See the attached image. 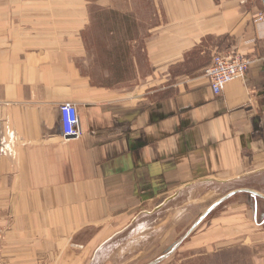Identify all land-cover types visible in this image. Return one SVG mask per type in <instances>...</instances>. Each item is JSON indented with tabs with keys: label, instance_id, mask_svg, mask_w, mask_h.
I'll return each instance as SVG.
<instances>
[{
	"label": "crops",
	"instance_id": "crops-1",
	"mask_svg": "<svg viewBox=\"0 0 264 264\" xmlns=\"http://www.w3.org/2000/svg\"><path fill=\"white\" fill-rule=\"evenodd\" d=\"M135 3L0 0V264H125L137 245L114 246L150 217L166 229L171 209L187 216L238 197L233 210L247 218L213 219L223 233L209 244L264 243L263 1L160 0L140 46L97 27ZM107 33L130 52L128 83L107 81ZM227 52L255 63L215 95L205 69ZM65 102L78 106L79 137L63 135Z\"/></svg>",
	"mask_w": 264,
	"mask_h": 264
},
{
	"label": "rangeland",
	"instance_id": "rangeland-1",
	"mask_svg": "<svg viewBox=\"0 0 264 264\" xmlns=\"http://www.w3.org/2000/svg\"><path fill=\"white\" fill-rule=\"evenodd\" d=\"M151 1L154 2L152 5ZM251 1L259 3V0ZM161 11L160 0H137L134 12L132 11L130 16H113L111 12H107L104 14L105 20L97 21V27L107 30L106 32L111 28L121 29L123 39H126L128 42L129 40L137 39L140 46L147 33V29H149L151 25L156 27L157 24L160 23ZM113 17L115 18L113 19ZM108 34L109 33H107V35ZM108 36L104 37V39L109 43L110 51L106 50L101 53L102 60H104L106 64L107 81L109 82L110 79H113L117 82L118 75L121 76V80L124 81L123 83H128L133 75L130 67V52L126 51L127 53H123L122 51L119 53V39L116 38V40H114L113 37ZM114 44L116 45L115 50L113 48ZM135 51L134 52L138 54L137 50ZM121 54L125 57L121 58ZM118 63H120V65L117 67ZM181 200L182 199H179L178 204H182L185 200H187L188 203H193L194 198L186 196L184 201ZM230 201H232V203ZM230 201H223L218 209L210 207L209 203H200L198 205H201V207H191L187 216H184L180 211L175 212L171 209L164 214V217L165 215L170 216V227L166 229L162 228V223H158L157 214L149 218L150 220L153 219L156 221L148 223L146 227L129 230L122 238L125 239V236H132V239L122 245L117 244L114 248L117 247L118 251H124L126 249L129 250V248L134 249V246L137 245L139 258L127 261L126 263L124 262L125 264H259L260 261L258 256L260 252H264V243L258 245V243L255 242L256 244H254L253 247L239 245L231 249H223L217 252L214 251L217 249L216 244H209L208 238L212 236L216 237L223 233V229L214 226L215 221L213 222V219H217L224 215V213H227L231 219H234V223H237L242 221V214H244V217L246 216V209L238 207L240 209L237 208L233 210L234 206H238L237 204L239 203L238 201H241V197H238L236 200L235 198L231 199ZM228 202H230V204L227 206ZM178 204L174 207H178ZM192 208H195L196 211L192 210ZM229 209H232L231 212H228ZM159 217H161V214H159ZM151 224L152 226H150ZM211 228L212 231H210ZM241 229L242 227L240 224H233V235L241 233ZM202 237L203 241L200 240ZM253 237L257 240L256 234L253 235ZM123 239L119 240L118 243L123 242ZM150 239L152 243H146V240ZM147 251L152 252L150 254V256H152L149 258L144 257Z\"/></svg>",
	"mask_w": 264,
	"mask_h": 264
},
{
	"label": "built area",
	"instance_id": "built-area-1",
	"mask_svg": "<svg viewBox=\"0 0 264 264\" xmlns=\"http://www.w3.org/2000/svg\"><path fill=\"white\" fill-rule=\"evenodd\" d=\"M257 18L264 21V11ZM254 63L255 59L239 52L216 53L205 69V76L209 79L214 94L221 95L230 83L245 80ZM59 110L63 135L68 138L79 137L82 129L77 104L65 102L60 105Z\"/></svg>",
	"mask_w": 264,
	"mask_h": 264
},
{
	"label": "water",
	"instance_id": "water-1",
	"mask_svg": "<svg viewBox=\"0 0 264 264\" xmlns=\"http://www.w3.org/2000/svg\"><path fill=\"white\" fill-rule=\"evenodd\" d=\"M263 1V5H264V0H262Z\"/></svg>",
	"mask_w": 264,
	"mask_h": 264
}]
</instances>
